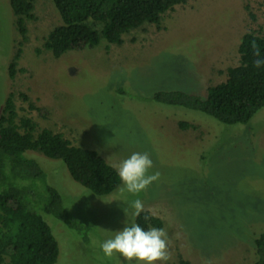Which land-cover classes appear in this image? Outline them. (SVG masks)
Instances as JSON below:
<instances>
[{"label": "rangeland", "instance_id": "obj_1", "mask_svg": "<svg viewBox=\"0 0 264 264\" xmlns=\"http://www.w3.org/2000/svg\"><path fill=\"white\" fill-rule=\"evenodd\" d=\"M59 23L51 0H33L23 40L9 0H0V113L11 94L16 124L30 119L36 131L59 133L113 167L146 152L153 161L149 174L160 177L136 195L121 191L120 182L98 196L73 181L60 161L26 152L86 233L35 208L58 244L55 264H126L119 254L106 257L101 244L134 222L136 199L168 234L165 264H254V240L264 232V107L247 124L227 126L158 104L153 94L205 96L224 82L227 68L239 63L242 34L264 36V0H185L157 25L125 34L119 45L100 38L92 48L55 58L43 43Z\"/></svg>", "mask_w": 264, "mask_h": 264}, {"label": "trees", "instance_id": "obj_2", "mask_svg": "<svg viewBox=\"0 0 264 264\" xmlns=\"http://www.w3.org/2000/svg\"><path fill=\"white\" fill-rule=\"evenodd\" d=\"M60 23L46 35L43 48L55 58L70 50L92 48L100 38L119 45L122 37L142 25H157L161 17L185 0H51ZM14 25L25 39V21L32 18L33 0H9ZM259 46L264 59V36L247 31L239 45V63L226 70V80L206 89L205 96L181 90L157 91L153 101L158 104L202 113L227 125H245L264 107V65L253 66L252 42ZM14 56L9 64L13 77ZM9 94L0 113V264H55L58 244L51 228L35 210L63 223L68 229L86 236L82 227L64 209L59 192L48 184L47 175L39 163L26 156L36 151L60 161L70 177L92 194L102 196L120 184L116 168L94 150L72 145L61 134L42 128L30 119L20 118ZM185 129L188 125L180 123ZM21 130V132H20ZM149 219L145 221L144 217ZM145 230L162 227V221L147 211L134 217ZM254 264H264V232L254 240Z\"/></svg>", "mask_w": 264, "mask_h": 264}, {"label": "clouds", "instance_id": "obj_3", "mask_svg": "<svg viewBox=\"0 0 264 264\" xmlns=\"http://www.w3.org/2000/svg\"><path fill=\"white\" fill-rule=\"evenodd\" d=\"M253 55L257 57L253 61L255 68L264 65V59L259 58L261 51L259 46L252 42ZM120 181L123 184L121 191H127L134 195L146 191L148 187L160 177L159 172L149 174L153 167V161L149 154L134 152L128 158L114 165ZM133 217H139L145 211L142 200L132 202ZM152 215H155L153 212ZM145 221L149 219L146 215ZM169 238L164 228L149 227L145 230L139 224L132 222L126 224L122 230L116 231L112 238L106 239L101 244V249L106 257L119 254L126 264H165L170 258Z\"/></svg>", "mask_w": 264, "mask_h": 264}]
</instances>
